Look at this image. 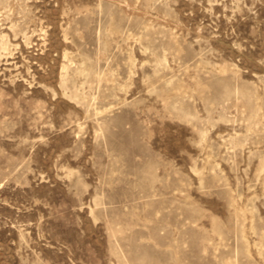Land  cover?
Wrapping results in <instances>:
<instances>
[{"label":"rangeland","instance_id":"1","mask_svg":"<svg viewBox=\"0 0 264 264\" xmlns=\"http://www.w3.org/2000/svg\"><path fill=\"white\" fill-rule=\"evenodd\" d=\"M0 264H264V0H0Z\"/></svg>","mask_w":264,"mask_h":264}]
</instances>
